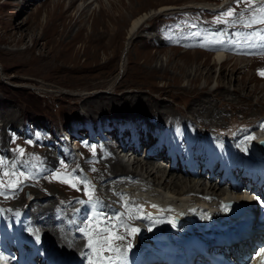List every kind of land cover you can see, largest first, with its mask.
Here are the masks:
<instances>
[{
  "label": "rangeland",
  "instance_id": "374dc122",
  "mask_svg": "<svg viewBox=\"0 0 264 264\" xmlns=\"http://www.w3.org/2000/svg\"><path fill=\"white\" fill-rule=\"evenodd\" d=\"M69 1L0 0V158L4 161V164H0V210L4 212L3 214L6 213L5 207H9L13 211L15 208L29 207L33 201L45 202L47 200H53L58 209L64 208V202H75L80 207V216L88 213L89 205L93 208L95 205L93 195L107 183L105 180L96 182L92 174L88 172L90 171L88 168L92 167L90 160L95 155L97 156L96 147H92V144L99 140H96L99 137L97 126L99 116L113 115L116 119H122L129 115L141 116L146 123L148 121H164L173 123L174 127L176 121L179 127L186 123V126H182L183 136L186 138L184 137L185 140L183 138V142L180 141L179 151L181 153L192 151L191 154L200 152V146L203 148L209 144L204 143L195 148L188 145L189 140L198 138L196 125L198 127L200 124L199 128L204 129L206 133L204 132L203 136L205 135L206 138L214 131L211 124L207 126L201 120H194L187 106L195 100L196 93L201 89L206 91L203 96L208 95L207 91H215L222 80L220 74L225 75L223 77L225 88H219L217 91L221 92L222 89L227 91H222V95H224L219 97L221 99L212 97V103L214 102L210 105L212 108L205 104V108L200 109V111L203 110V114L209 113L213 117L218 116L213 118L212 125L217 123L222 126L221 129L216 128L218 138L212 142L207 140V142L212 146L219 144L224 147L222 149L229 145L236 147L238 145L243 149L241 156L244 155V149L247 150V148L244 145L242 147L241 144L249 145L247 140L236 142V137L232 144L226 143L225 140L226 136L231 137V134L238 132L247 134L250 130L248 128H252L264 120V74H261L264 72V59L261 57L264 56V51L252 48V52L260 50L261 53L253 56L245 55L239 51L242 49L239 43L228 48L224 39L228 38L226 26L233 21L237 23L233 29L245 26L244 30L247 31V35L259 32L256 41L262 44L264 23H251V19L254 15L258 16V9L261 8V5L264 6V2L256 4L253 0H244L237 5L235 0H229L228 3H224L226 0H122L123 6H120L117 0H75L72 4ZM110 2L116 7H110ZM86 3L88 6L84 8ZM249 3L253 5L249 7ZM36 6H39L38 10H36ZM162 6L167 9L162 11L163 13L158 12L157 14L156 11ZM208 6L212 8L206 10L205 8ZM228 8H233L236 15L231 18L226 17L227 22H217V17ZM81 12L83 13L80 15ZM144 12H155V14L144 21L128 41L126 33L131 19ZM241 12L244 14L243 19L238 15ZM119 13L121 14L118 15ZM108 15L114 17L118 15L116 17L117 24L114 21L110 23ZM17 23L24 24V26L18 29ZM106 26L109 27L111 34L109 32L107 36H104L102 30ZM219 26H223L226 37L222 34L223 36H216L217 38L211 41V37L208 36H211L212 32L209 29ZM117 31L119 32L117 33ZM96 36H99L100 39H96ZM181 40L189 41L190 44ZM206 40H210L208 44ZM220 52L226 57L241 58L240 62L236 64L237 72L233 74L234 76L229 74L233 61L229 60L223 71L222 66L213 63V54L217 55ZM260 54L262 55L260 56ZM257 56L259 58L251 60V57ZM243 65H248V67L245 68ZM196 67L199 69L198 76L196 72L195 78L191 81ZM208 68H211V79L205 80ZM186 75H190V79H187ZM233 78L235 79L233 80ZM242 85L245 87H241ZM235 87L239 89L233 90ZM148 98L160 99L162 104L167 105L168 111L165 118L171 115L170 118L175 119L176 117L177 120H164V116L160 118V114L158 115V112L148 105ZM215 99L221 102L225 100L229 104L224 102L222 107L217 105L218 101L215 102ZM139 100L142 101L141 109L138 108L140 105H128L130 103L138 104ZM110 105L125 107L119 109V112H115ZM216 109L218 111H215ZM8 112H11L13 116H7ZM139 112L141 114H138ZM184 112L186 113L184 114ZM221 114H224L227 119H219ZM184 117L194 120V124L189 125L183 119ZM113 128L115 130L110 134L111 138H108L109 140L102 138L101 140L114 142L115 137H119L118 134L122 132V127ZM62 129L71 135L70 145L66 142V150L60 143ZM123 130L126 131V127H123ZM127 131L129 132V130ZM188 136L189 138H187ZM247 136L249 135L247 134ZM46 143L58 154V159L54 161V165L50 169L38 172L37 183L28 181L29 183L18 185L16 179L23 180L29 177L28 179L31 180L32 178L26 173L27 169L25 168V170L24 166L18 162L25 159L28 164H33L37 160H41L43 155L40 152L46 147ZM144 146L145 142L137 148L136 157L139 159L145 157L144 153L142 154ZM19 149H23L22 154ZM118 152H120L119 149L117 154ZM90 153L91 155H89ZM118 155L125 163L128 157L130 160L134 158L131 151ZM160 155L161 163L168 164L167 168L170 170L171 167L166 160L165 153L160 152ZM226 157L228 161L233 160L231 155H226ZM214 161L215 163L219 161V153ZM239 162L233 166L229 165L233 167L234 171H228L222 163H218L217 168L214 167V171H217V175H221L225 182L230 174L236 172L235 175H237L239 170H236V167L239 166ZM6 167L7 169H5ZM175 167H177L176 172L185 171V174L188 173L180 166L176 165ZM60 168L66 173L73 174L74 177L85 179L91 187V198L86 191V185L79 181H77V187H72L70 184L69 186L55 184L54 181L57 180L50 179V177L52 174L58 173ZM4 171L10 173L6 176ZM189 171L192 173L194 168ZM184 178L193 179L187 175H184ZM215 179L217 181L218 178L215 176ZM9 182L15 183L17 186L15 188L5 187ZM93 182L95 183L93 184ZM78 183L83 187L79 188ZM240 185L241 189L246 188L247 185V188L251 189L250 183L245 186L242 183ZM110 186L113 187L112 191L115 194L113 184ZM26 189L33 197L29 202H26L25 199ZM104 193L102 192V194ZM17 200L22 206L14 207L12 205L18 202ZM116 206L119 204L115 203ZM8 216L10 217L8 220H12V213H9ZM28 223L30 224V221ZM71 224V221H67L66 228L72 229ZM39 230L42 231V229ZM116 230L117 228H114L113 231ZM75 233L77 234V232ZM133 235L129 240L131 247L135 246L133 243L135 235ZM53 244L58 246L56 243ZM140 246L141 244L138 248ZM153 249L150 248V250ZM65 254L70 257H79L77 252ZM85 254L84 257H87ZM103 255L109 256L110 251L105 250ZM116 255L114 254L113 257ZM83 263L81 262V264Z\"/></svg>",
  "mask_w": 264,
  "mask_h": 264
},
{
  "label": "bare ground",
  "instance_id": "6f19581e",
  "mask_svg": "<svg viewBox=\"0 0 264 264\" xmlns=\"http://www.w3.org/2000/svg\"><path fill=\"white\" fill-rule=\"evenodd\" d=\"M74 1L75 0H70L69 2L72 4ZM117 1L119 2L120 6L121 5L123 6L122 0H117ZM228 2H229V0H226L224 3H228ZM248 2H251V1H248ZM253 2H255L256 4H260V2H264V0H253ZM251 5H253V4H251ZM87 6H88V4L86 3L84 8H86ZM109 6L110 7H116L115 4H113L112 2H110ZM38 7L39 6H36V10H38ZM261 7H262V5H261ZM210 8H212V7L208 6L205 9L209 10ZM166 9H167V7L162 6L156 12H157V14H158V12L163 13L162 11H165ZM101 10H103V9H101ZM252 10H254V9H252ZM82 13L83 12H81L80 15ZM120 14L121 13H119L118 15H120ZM153 14H155V12H144V13L138 14L137 16H135L131 19L129 27L127 29V33H126L127 37H128V41L130 40V38H132V36L136 32V30L142 25V23L144 21H146L148 18H150V16H152ZM118 15H116V17ZM238 15L240 16V14H238ZM258 16H259V14H258ZM116 17L108 15V20L110 21V23L112 21H114L115 24H117L116 23ZM119 17H122V16H119ZM237 20H239V19H237ZM240 21H242V20L240 19ZM13 24H15V23H13ZM236 24L237 23H234L232 21L226 26L227 27L226 33L228 35V38L224 39L226 47L230 48L233 44L239 43L241 48H242L239 51H241L245 55L253 56V55H259L258 53H261V51L263 52L264 51V41H262V44H260V42L258 43L256 41V38L258 37L259 32L253 33L251 30V32L253 34L249 35V33H248V35H247V31L245 32V30H244L245 26L244 27L240 26V29H238L237 27H236V29H233V26ZM118 25H119V23H118ZM253 25L255 26L256 24H253ZM21 26H24V24L21 25V23H17V25H16V27H18V29H20ZM213 27L210 28L209 30L212 33L214 31L215 35L210 33L211 36L210 35L208 36V37H211L210 38L211 41H212V39L215 40L217 37H219L222 34L225 36V32L223 31V26L222 27L219 26L217 28H213ZM211 30H213V31H211ZM263 31L264 30L262 29V33H263ZM109 32H110L109 27H107V26L104 27V29L102 30V34L104 36H107ZM118 32L119 31H117V33ZM204 32H205V34H207L205 30H204ZM78 34H80V33H78ZM100 34H101V32H100ZM110 34H111V32H110ZM263 37H264V35H263ZM80 38H81V36H80ZM95 38L100 39L99 36H96ZM181 38H184V37H181ZM186 38L188 39V37H186ZM201 40H203V39H201ZM181 41L186 42L185 40H181ZM207 41L208 40H206V42ZM209 41L207 42V44L209 43ZM187 42H189V41H187ZM187 42H186V44H188ZM218 42H219V40H218ZM189 44H190V42H189ZM215 44H216V42H215ZM252 48H258V49H261V51L259 50L258 52H256V51L252 52L251 51ZM217 51H220V50H217ZM228 51H230V50H228ZM193 52L197 53L195 51H193ZM193 52H189V53H193ZM232 53H233V51H232ZM261 55L262 54H260V56ZM234 56H236V55L234 54ZM261 57L264 59V56H261ZM251 58H252L251 60L253 61L255 58L256 59L259 58V56L251 57ZM229 60L233 61V63H231V65H230V69L228 68L229 74L232 76L235 72H237L236 64L238 62H240L241 58L240 57H231V56L226 57L225 54L223 55V54H221V52H220V54H217V55H216V53L213 54V63L219 64L220 66H222L223 67L222 71L226 69L225 65H226V63H229ZM39 62H41V61H39ZM251 64H252V62H251ZM248 65H243V66L245 68H247ZM210 71H211V68H208L206 71V75L204 77L205 80L211 79ZM196 72H197V76H198V73H199L198 67H196L194 69V77L192 76L191 81H193V79L195 78ZM189 76L190 75H186V78L190 79ZM220 77L222 80H220V83L215 88V91H210V92L207 91L208 95L203 96V94L205 95L206 91L201 89L202 91L200 90V92L196 93L195 100H193L191 102L189 101L190 103L188 102L189 105L187 106V108L190 109L191 116H193L194 120H197V121L201 120L202 122H204V125H207V126H208V124H211V128L214 131V132H212V135H210V136L206 134L207 136H209L208 138H206L205 135L203 136V134L206 133L204 131V129L199 128L200 124L198 127L196 125V128H197L196 136L198 138H196V140L193 142L192 146L195 148L197 145H202L204 143H207L209 145H205V146H203V148H202V146H200L199 148H201L200 149L201 151L196 153V154L190 153V155L192 156V162L190 164V167L186 168L188 173L185 174L184 173L185 171L180 172L179 170H178L179 172H176L177 167H175V166L177 165L179 167L180 166L179 163L171 165V163L168 160L169 157L166 156V153H165V156H166V160L169 162V165L171 167L170 170L167 168L168 164L161 163L160 159H162V158H161L160 153L153 155V156H145L143 159L137 158L136 153H137V148H139V146L134 145L135 142L134 141L132 142V140H133L132 136H131L132 134L128 135V133L130 132V129H128L124 125V123H122V130H123V127L124 128L126 127V131L123 130L122 134L119 137H115L114 142H110V141L100 139V140H98L92 144V147L93 146L96 147L97 156L95 154H93V155H95L94 158H92V159L90 158L91 159L90 163L92 164V167L89 166L90 168H88V169L90 171H88V172L90 174H92V177L94 178V180L96 182H100L101 180H105L107 183H105L103 185L102 189L100 188L101 190H99L95 195H93V197H94L93 202H95L94 203L95 205L93 206V208L91 205H89V209H87L88 213L85 214L86 216L85 215H83V216L79 215L80 207L75 202H64L63 201L64 202L63 203L64 208L58 209L56 204L53 202V200H47L45 202L33 201L29 204V207L31 208V210H30L31 213H30L28 221H30V224L34 227L36 222H38V221L46 222L47 226H46V230L44 231V233L46 232V237L48 239L50 238V241H52L53 243H56L58 246H60V249L64 253L72 254L73 252L74 253L77 252L79 255L78 258H80L79 259L80 262H84L85 264H90V260L88 257L92 253H91V249H89L87 247L88 237L85 236L84 233L80 232L79 229L88 225L90 223L89 218L92 217L95 213L100 214L103 224H107L108 218H110V217L122 216V219L124 220V222L127 225L130 226V228H136V229H139V231L132 233V234H129L130 228L126 229L125 227H116L117 230L114 231L115 235H120V236L124 237L123 240H113V244L115 246L119 247L122 252H124V260L122 262L119 261L117 264H136L137 259L142 255L143 252L148 251V250L149 251H156V252H160V251L163 252V251H165L166 246L171 243L169 241L168 237L171 236L170 233L172 230L179 231L177 226L180 223L178 221L169 220V215L176 214V213L177 214L182 213L186 216L185 218H187L189 221L193 222L194 226L197 227L199 224L197 223L198 221H197L196 217L197 216L199 217V215L197 213V210L193 206H191L192 203L201 204L202 206H205V205L210 206V207L216 206L215 210L213 212V213H216L219 210H221L222 207L224 208L225 205L229 204V202H238V200H240V199L249 201L250 197L248 194H250V195H255V194L253 192H251V190H249V188H247L248 185L246 188L241 189V185H240L241 183L236 184V185H235V182L232 183L233 185L227 181H225L226 182L225 183L224 180L222 179V176L219 174L217 175V171H214V169H215L214 167L216 165H218V163H222L224 166H226L228 171L233 170V167L229 166L231 164V161L227 160L226 155H232L231 153H235L237 155V157L240 158L241 153H242L241 150H243V149L241 147L239 148L238 146L236 147L234 145H229L225 149H222L224 147H221L219 144L212 146L210 143L207 142V140L212 142V141H215L216 138H218L217 137L218 133H216V128L221 129L222 126L220 124H217V123L216 124L214 123V125H212L213 122H211V121L213 120V118L218 117V116L213 117V116H211L212 114H209V113L203 114L202 113L203 110L200 111V109H204L205 104H208V106L212 105L214 103V102L212 103V99H213L212 97H214V98L217 97V99H218L222 95V91H224L223 89L225 88V85L223 83L224 82L223 77H225V75L220 74ZM234 79L235 78H233V80ZM195 82L196 81H194V83ZM244 85H246L245 82H244ZM241 87H245V86L242 85ZM219 88H223L221 92L217 91ZM238 89H239L238 87H235L233 90L237 91ZM226 91L227 90H225L224 92H226ZM217 99H215L216 100L215 102L218 101ZM219 99H221V98H219ZM139 101L140 102H138V104L130 103L128 105L129 106L140 105V107H138V108L141 109V105H142L141 102L142 101L141 100H139ZM147 101H148V105L151 108L155 109V111L158 112V115L160 114L159 115L160 118H162L161 116H164V120L165 119L177 120L176 117H175V119L170 118L171 115L169 117L165 118V114L168 111L166 109L167 105L162 104V101L160 99L154 100V99L148 98ZM224 102H227V101H225V100H223L222 102L218 101L217 105L222 106L225 104ZM123 107H125V106H123V105L111 106V108L115 112H119V109H121V108L123 109ZM225 107L223 108L224 111L226 109ZM213 108H215V107H213ZM212 111H211V113H212ZM215 111H218V110L216 109ZM187 112H189V111H187ZM171 113H169V114H171ZM185 113L186 112H184V114ZM138 114H141V113L139 112ZM224 114H221L219 119L225 118V120H226L227 117H224ZM8 115L13 116V115H11V112H8L7 116ZM154 116H152L153 119H154ZM229 118H230V116H229ZM183 119H185L186 120L185 122H187L189 125L194 124V120H191V119L186 118V117H184ZM263 122H264V120H262L261 122H259L258 124H256L252 128H250V130L247 132V134L249 136H247L246 133L238 132L236 134H231L232 135L231 137L226 136V140L225 139L224 140L228 144L234 143L233 141L236 137H237L236 142H242V141L245 142L247 140L249 142V145H248L249 146V152L252 151L253 153L256 152V154H258V152L254 149L253 145L256 142L257 138L264 139V123ZM7 123H8V121H7ZM185 124H183V125L186 126ZM188 124H187V126H188ZM166 126L167 127H166L164 133L168 134L170 131V126L169 125H166ZM176 126H178L177 129H176ZM176 126H175V129L178 132L177 136L180 139V141L183 142L186 138L185 136H183V127L182 126L179 127L177 121H176ZM142 128L143 127L141 126L140 130H142ZM207 128L208 127H206V129ZM127 130H129V132ZM244 134H246L244 137L245 140L241 139L242 135H244ZM188 135H189V133H188ZM152 137H153L152 134H147L146 137L140 141V145H141V143H144L146 140L151 139ZM183 138H184V140H183ZM187 138H189V136ZM87 147H88V145H87ZM119 148H121L122 150L125 148H129L126 152L128 153V151H131V155L132 154L134 155L133 160H130V158L128 157L127 162L126 163L123 162V160H121V158L118 155L119 153L117 154V150ZM85 150H87V149H85ZM40 153H42L43 158L41 160L40 159L37 160L33 164H28V161L25 162V159H23V161L18 162V164L24 166V169L25 168L27 169L26 173L32 176L31 180L28 179L29 177L26 179H23V180L16 179L15 181L18 185L19 184L21 185V183L22 184L29 183L28 181H32V182L37 183L38 182V176H37L38 172L40 170L50 169V167H52L54 165V161L56 159H58V157H59L58 154L55 153L53 148L50 147L49 145H47V143H46V147L43 148V151H41ZM177 153L179 155H182L185 152L181 153V151H179V148H178ZM218 153H219V161H217L216 163L214 161L215 166H211L209 164V159L210 158L213 160L217 159ZM85 155L87 156V153ZM89 155H91V153ZM93 155H92V157H93ZM88 157H90V156H88ZM257 158H259V157H257ZM83 161H85V160H83ZM205 163H207V164H205ZM84 164H85V162H84ZM199 165H202V167H203L202 171L196 170ZM62 166H63V164H62ZM86 166L88 167V165H86ZM262 166L264 167V164ZM172 167H174V168H172ZM83 168H85V167H83ZM191 168H194V171L192 173L189 171ZM211 168H212V171H210ZM236 168H237L236 170H240L239 166H237ZM5 169H7V167ZM183 169H185V168H183ZM2 170H4V169H2ZM12 172L15 174L14 171H12ZM59 172L60 173H66V171H62L61 168H60ZM235 173L230 174V176H234ZM238 173L239 172H237V174ZM247 173L249 175L253 174V170L250 169V170L246 171V175L249 176ZM54 175L52 174L51 177L49 176L50 179H52V177ZM184 175L191 176L193 179H189V178L186 179V178H184ZM215 176L218 178L217 181H216V179L214 180ZM11 178H12V176H11ZM239 180H241V177ZM54 182L57 185H68L69 186L68 183H63L59 180L54 181ZM112 184H113L114 189H115V194L112 191L113 187L110 186ZM78 185H79V183H78ZM101 186H102V184H101ZM81 187H83V186L79 185V188H81ZM102 192H105V193L102 194ZM201 200L204 202H200ZM26 202H29V201H26ZM115 203L119 204V206L115 207ZM20 204L21 203H19V201H18L15 204L13 203L12 205L14 207H16V206L20 207V206H22V204L21 205ZM144 204H149L151 206H153V205L157 206L158 210H159L158 214H152V215H150V214H139V212L136 211L137 210L136 207L142 208V206ZM5 208L4 209H5L6 213L3 214V217L6 218L5 222L7 223V222L11 221V220H8V218H10L8 216V214L12 213V212L10 211L9 207H5ZM151 217H153L155 219L158 218V219L153 220V218H151ZM56 219H60V222L57 224H54L53 221ZM66 220H70L72 222L74 230L70 229L68 231L65 228V221ZM201 220L202 219L200 218V221ZM92 223L94 224V222H92ZM112 223L115 225L116 220L113 219ZM154 229L157 231H155ZM161 229H163L165 231L167 230V234H165L166 237H163L159 233V230H161ZM206 231H209V229L207 228ZM75 232H77V234ZM180 233H181V235H189L190 231H189V229H186V230L181 231ZM133 234L135 235V237H138L139 243H141L140 248H136V246H134V247L128 248L126 252L123 251L129 245V240L131 239ZM172 234L174 235V233H172ZM106 235H111V233L106 234ZM198 238H201V236H199ZM156 244H158L157 246H160V247L154 246ZM151 247L154 249L150 250ZM85 253H87V255H86L87 257H84ZM114 254H117V253L110 252L109 256H113Z\"/></svg>",
  "mask_w": 264,
  "mask_h": 264
},
{
  "label": "snow or ice",
  "instance_id": "6c2138e0",
  "mask_svg": "<svg viewBox=\"0 0 264 264\" xmlns=\"http://www.w3.org/2000/svg\"><path fill=\"white\" fill-rule=\"evenodd\" d=\"M236 4L239 5L240 3L244 2V0H235ZM251 7V4H248ZM259 16H253L251 19V23H264V6L258 9ZM236 15V11L233 8H228L226 11L222 12L220 16L217 17V22L224 21L227 22L225 19L226 17H233ZM241 18H243V12L240 13ZM261 74H264L262 72ZM21 154L23 153V149H19ZM0 164H4L2 158H0ZM9 173L5 171V175L7 176ZM53 179L60 180L63 183H68L72 187H77V181L80 183H84L86 185V191L89 193V197L91 198V187L88 185L86 180H81L79 177H74L71 173H56ZM15 183L9 182L5 187H16ZM153 207H156L153 205ZM116 220V224L112 223V220ZM90 223L83 228H80L79 231L84 233L85 236L88 237L87 247L91 249V255L88 257L90 260V264H116L117 261L124 260V252L121 249L113 244V240H123L124 237L120 235H115L114 228L116 227H125L129 229L130 226L127 225L122 216L110 217L108 218L107 224H103L101 220V216L99 213H95L92 217L89 218ZM94 222V224L92 223ZM139 231L136 228H130V233H135ZM111 233V235H106ZM39 239V237H37ZM128 248H131V244L127 246L125 252ZM107 250L110 252H115L117 255L107 256L103 255V252ZM264 252V250H262ZM87 255V254H85Z\"/></svg>",
  "mask_w": 264,
  "mask_h": 264
},
{
  "label": "water",
  "instance_id": "95a60500",
  "mask_svg": "<svg viewBox=\"0 0 264 264\" xmlns=\"http://www.w3.org/2000/svg\"><path fill=\"white\" fill-rule=\"evenodd\" d=\"M257 145L258 147H260V149L262 150V152L264 153V139H260L258 142H257ZM25 194H26V199L29 200L31 199V194L29 193L28 190H25ZM147 210L151 211V212H155L154 209H150V208H146ZM175 219H178V217H175Z\"/></svg>",
  "mask_w": 264,
  "mask_h": 264
}]
</instances>
